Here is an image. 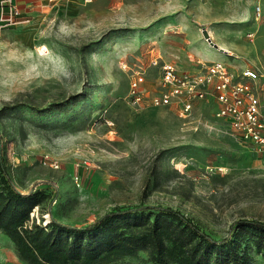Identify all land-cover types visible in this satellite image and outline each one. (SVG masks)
I'll return each mask as SVG.
<instances>
[{
  "label": "rangeland",
  "instance_id": "rangeland-1",
  "mask_svg": "<svg viewBox=\"0 0 264 264\" xmlns=\"http://www.w3.org/2000/svg\"><path fill=\"white\" fill-rule=\"evenodd\" d=\"M194 1L183 0L180 13L164 12L159 0H96L61 8L30 32L0 34L6 172L20 192L49 196L28 224L43 226L50 213L83 226L116 207L167 206L213 238L235 240L238 264H264V251L232 226L264 222V156L234 138L206 104L183 121L170 107L126 98L134 71L144 72L146 93L156 88L151 47L179 70L195 69L189 53L235 74L251 67L264 98V0L258 20L252 0H199V21L189 11ZM12 248L0 232V250ZM111 264L153 263L139 250Z\"/></svg>",
  "mask_w": 264,
  "mask_h": 264
},
{
  "label": "trees",
  "instance_id": "trees-1",
  "mask_svg": "<svg viewBox=\"0 0 264 264\" xmlns=\"http://www.w3.org/2000/svg\"><path fill=\"white\" fill-rule=\"evenodd\" d=\"M48 198L40 190L22 193L13 185L0 137V232L25 263L111 264L139 250L153 264H238L240 258L235 240L213 238L185 214L167 206L116 207L83 226L61 223L50 213L45 225L28 224L33 209ZM232 226L238 237L246 236L264 251V222L239 219Z\"/></svg>",
  "mask_w": 264,
  "mask_h": 264
},
{
  "label": "built area",
  "instance_id": "built-area-1",
  "mask_svg": "<svg viewBox=\"0 0 264 264\" xmlns=\"http://www.w3.org/2000/svg\"><path fill=\"white\" fill-rule=\"evenodd\" d=\"M92 0H83L84 4ZM259 0L253 3L255 19L261 17ZM30 18L22 15L16 0H0V34L8 29L27 25ZM254 32L246 38L253 41ZM149 63L158 68V83L151 93L144 88V72L134 71L128 83L126 98L138 107H170L178 119L192 117L194 110L206 104L212 108V116L228 126L231 135L251 145L264 156V98L258 91L259 73L247 67L239 73L231 72L220 61H202L193 58L194 70H179L172 62L163 61L161 55L151 47ZM125 67V65H124ZM146 93V95H145ZM49 166L59 168L58 161ZM219 172L224 168L217 167Z\"/></svg>",
  "mask_w": 264,
  "mask_h": 264
},
{
  "label": "crops",
  "instance_id": "crops-1",
  "mask_svg": "<svg viewBox=\"0 0 264 264\" xmlns=\"http://www.w3.org/2000/svg\"><path fill=\"white\" fill-rule=\"evenodd\" d=\"M95 1L96 0H92L91 3L84 4L83 0H16L22 15L29 17L30 22L27 25L21 27H15L5 31L17 30L22 32H30L35 27L41 26L43 22L46 20V18L51 17L54 12H57L61 8L72 9L77 6L87 7L92 5ZM261 1L262 0H259L261 7L263 8ZM254 2H256V0H252L251 7L253 6ZM191 3L192 5L195 6L191 7V10L189 9V11L193 12L196 21H199V0H195L194 2ZM158 5L162 8L164 12H180V13L183 10L181 8L185 6L183 0H159ZM170 23H171V25L169 24L170 26H174L173 21H171ZM179 25L182 26L183 24L179 23ZM188 57L189 59L191 57L190 59L191 61L193 60V58H199L200 60L202 59L205 60V58L198 57V54L194 55L189 53ZM7 240L11 244L8 238ZM21 263H22L21 259L18 258L13 248L11 250L10 249L0 250V264H21Z\"/></svg>",
  "mask_w": 264,
  "mask_h": 264
},
{
  "label": "water",
  "instance_id": "water-1",
  "mask_svg": "<svg viewBox=\"0 0 264 264\" xmlns=\"http://www.w3.org/2000/svg\"><path fill=\"white\" fill-rule=\"evenodd\" d=\"M202 35L205 38V40L211 44L213 47H217L216 44L212 43L211 40L209 39V36L207 35V31L205 29L202 30Z\"/></svg>",
  "mask_w": 264,
  "mask_h": 264
},
{
  "label": "bare ground",
  "instance_id": "bare-ground-1",
  "mask_svg": "<svg viewBox=\"0 0 264 264\" xmlns=\"http://www.w3.org/2000/svg\"><path fill=\"white\" fill-rule=\"evenodd\" d=\"M207 35L209 36V34L207 33Z\"/></svg>",
  "mask_w": 264,
  "mask_h": 264
}]
</instances>
